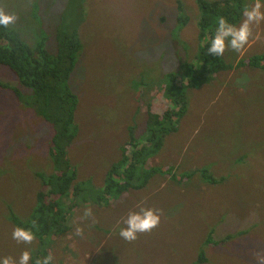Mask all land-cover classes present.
I'll return each instance as SVG.
<instances>
[{
    "label": "rangeland",
    "instance_id": "374dc122",
    "mask_svg": "<svg viewBox=\"0 0 264 264\" xmlns=\"http://www.w3.org/2000/svg\"><path fill=\"white\" fill-rule=\"evenodd\" d=\"M179 1L189 15L185 27L177 23ZM197 2L74 0L75 24L87 46L69 80L79 94V132L70 160L80 179L102 188L130 126L144 136L148 102L156 110L170 102L168 86H161L166 74L179 71L181 61L196 51ZM69 3L0 0V9L16 16L11 25L34 44L39 30L44 32L30 19L34 5L55 28ZM224 52L235 67L186 89L188 104L178 129L148 162L172 169L110 205H79L71 230L56 236L48 249L53 264H264V68L250 63V56L264 52V22L252 27L243 48ZM16 86L19 77L0 63V257L18 260L27 249L32 264L38 242L12 238L16 226L6 203L23 218L34 208L35 172L51 167L47 142L53 127L26 105L12 89ZM202 168L209 169L211 180ZM141 207L155 209L159 222L125 240L119 235L123 220ZM209 235L222 241L208 243ZM202 255L207 259L200 260Z\"/></svg>",
    "mask_w": 264,
    "mask_h": 264
},
{
    "label": "trees",
    "instance_id": "16d2710c",
    "mask_svg": "<svg viewBox=\"0 0 264 264\" xmlns=\"http://www.w3.org/2000/svg\"><path fill=\"white\" fill-rule=\"evenodd\" d=\"M197 1L200 14L196 51L190 59L181 61L179 71L168 72L161 86L163 89L168 86L169 94L166 97L170 102H166L159 110L148 102L144 136L138 137L135 125L130 126L129 138L121 148V156L109 168L100 189L86 179H80L77 168L70 160V148L79 132V94L74 91L69 80L77 67L82 49L87 47L84 36L80 34V24H75L78 15L74 9V0H70L69 6L63 9L55 28L52 27L51 19L45 18V11L34 5L29 13L30 19L35 23L40 22V29L44 30H39L34 44L24 38L20 27L0 26V63L9 66L20 80V86L12 89L27 106L53 127L47 142L51 167L49 170L35 172L39 187L34 208L23 218L13 203H6L9 210L7 217L15 226L30 228L38 242V248L32 254V264H39L43 256L50 254L48 249L57 241L56 236L71 230L74 210L79 205L89 201L110 205L123 193L140 189L155 174L170 169L163 170L161 165L156 164L149 167L148 162L162 150L166 137L178 129L177 124L187 109L186 89L200 88L212 81L216 73L235 67L233 61L227 60L225 52L218 57L210 56L203 41L206 35L209 38L213 35L217 17L224 16L238 23L246 1ZM178 9L177 23L185 27L189 15L182 1H179ZM250 63L264 68V52L250 56ZM177 87L185 89L178 94L171 93ZM22 88L27 89L25 93ZM201 170L206 179L211 180L209 169ZM221 241L214 242L211 235L207 238L208 243ZM204 259L207 257L202 255L200 260Z\"/></svg>",
    "mask_w": 264,
    "mask_h": 264
},
{
    "label": "clouds",
    "instance_id": "9594fccd",
    "mask_svg": "<svg viewBox=\"0 0 264 264\" xmlns=\"http://www.w3.org/2000/svg\"><path fill=\"white\" fill-rule=\"evenodd\" d=\"M240 22L233 23L224 16H219L215 21L213 35L204 37L207 53L210 56H221L226 47L235 50L243 48L249 41L251 30L254 25L264 22V0H253L245 5L241 12ZM16 16L0 9V26H8L14 23ZM159 222L158 212L150 207H141L139 211L130 212L123 220V226L119 229V235L125 240H134L138 233L153 229ZM12 238L17 242L31 243L34 233L30 228L16 226L12 231ZM31 251L24 250L18 260L11 257H0V264H29ZM52 256H43L39 264H51Z\"/></svg>",
    "mask_w": 264,
    "mask_h": 264
}]
</instances>
